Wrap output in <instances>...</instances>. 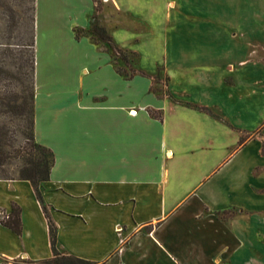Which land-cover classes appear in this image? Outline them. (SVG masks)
Returning <instances> with one entry per match:
<instances>
[{"label": "crops", "instance_id": "0c3cea01", "mask_svg": "<svg viewBox=\"0 0 264 264\" xmlns=\"http://www.w3.org/2000/svg\"><path fill=\"white\" fill-rule=\"evenodd\" d=\"M93 10L35 0L33 134L54 162L41 202L0 179V216L21 219L0 222V264L50 258L48 219L59 252L102 264H264V37L220 24L249 48L215 72L127 75L113 51L130 46L94 36Z\"/></svg>", "mask_w": 264, "mask_h": 264}, {"label": "rangeland", "instance_id": "374dc122", "mask_svg": "<svg viewBox=\"0 0 264 264\" xmlns=\"http://www.w3.org/2000/svg\"><path fill=\"white\" fill-rule=\"evenodd\" d=\"M262 1L121 0L125 11L116 16L111 0H93L90 25L97 22L107 33L112 31L130 46L123 51V59L113 51L114 63L127 75L209 73L220 69L233 53L243 54L249 48L244 42L246 37L239 34L235 39L230 38L228 30L224 31L223 39L220 32L216 35L220 24L254 27L257 37H264ZM32 6L31 0H0V90L21 93L32 86V49L27 44L32 38ZM253 6H256L254 10ZM222 7H239L242 12L250 8L251 11L237 14L226 10L224 13ZM223 50L225 58L221 61L213 58L214 61L212 56L223 54ZM260 67H256L255 73H264ZM17 122L15 120L11 127L16 128ZM24 260L19 258L15 264H22Z\"/></svg>", "mask_w": 264, "mask_h": 264}, {"label": "trees", "instance_id": "16d2710c", "mask_svg": "<svg viewBox=\"0 0 264 264\" xmlns=\"http://www.w3.org/2000/svg\"><path fill=\"white\" fill-rule=\"evenodd\" d=\"M32 10V38L30 43L32 53L30 58V69L33 80L34 72V9ZM14 19V18H13ZM90 32L101 39L109 42L110 36L106 29L97 22H92ZM124 58V52H118ZM33 82L30 89L21 93L0 90V179H24L28 180L41 202V192L39 185L48 180L51 167L54 162L53 152L37 143L33 134ZM18 120L16 128L11 127L12 123ZM264 154V146L262 149ZM45 212V208L43 207ZM48 238L52 250L50 258L33 262L25 259V264H102L93 260L84 259L72 254H64L56 248V227L48 219ZM0 222L17 234L21 232L20 209L17 205H12L11 211L7 215L0 216ZM22 263V264H23Z\"/></svg>", "mask_w": 264, "mask_h": 264}]
</instances>
